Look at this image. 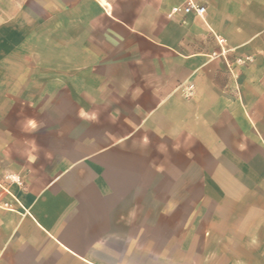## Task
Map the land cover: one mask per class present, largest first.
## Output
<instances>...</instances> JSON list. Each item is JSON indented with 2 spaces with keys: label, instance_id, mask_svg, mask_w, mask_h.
Listing matches in <instances>:
<instances>
[{
  "label": "crops",
  "instance_id": "0c3cea01",
  "mask_svg": "<svg viewBox=\"0 0 264 264\" xmlns=\"http://www.w3.org/2000/svg\"><path fill=\"white\" fill-rule=\"evenodd\" d=\"M254 1L198 0L206 7L203 18L183 12L186 0H69V47L76 51L54 44L52 54H47L44 38L33 42L29 53L15 54L14 26L0 24V264H131L127 253H159L150 239L173 237L167 226L172 217L143 211L145 204L135 192L141 184L151 190L158 169L142 164V158L152 156L119 142L143 124L182 141L188 124L200 122L201 110L237 103L239 89L228 53L264 31L233 40L244 28L238 21L244 19L250 27ZM74 31L80 39L74 40ZM222 36L230 48L220 41ZM16 63L20 71H15ZM47 66L53 69L54 92L62 88L57 79L72 72L86 78L88 94H117L109 102L110 119L79 117L81 104L76 118L15 117L21 105L40 109V101L15 102V95H45L40 84L45 83ZM15 77L22 79L19 89ZM95 78L102 83L95 85ZM123 110L139 111L133 127L117 133L110 144L97 145L102 125H123L128 116ZM63 125L71 127L64 134ZM138 140L150 141V134L139 133ZM76 141L90 149L77 148ZM146 202L151 205L150 199ZM159 218L164 229L157 227ZM262 224L264 237V219ZM256 236L260 233L254 225L246 229L247 253ZM129 239L137 243L135 249H127ZM209 251L204 246L202 253ZM226 264L251 263L231 258Z\"/></svg>",
  "mask_w": 264,
  "mask_h": 264
},
{
  "label": "rangeland",
  "instance_id": "374dc122",
  "mask_svg": "<svg viewBox=\"0 0 264 264\" xmlns=\"http://www.w3.org/2000/svg\"><path fill=\"white\" fill-rule=\"evenodd\" d=\"M68 2L0 0V24L13 25L15 29L14 53H29L30 45L43 38L48 46L47 54H52L54 44L76 51V47H69L71 15L66 10ZM254 2V12L247 20L250 27H246L244 19L238 21V25L244 28L233 36V40H242L249 32L258 33L264 27V0ZM75 32L74 40L80 39ZM221 38L225 47L230 48V42L223 36ZM230 54L234 83L239 89L237 103L213 111L201 110L200 122L188 124L187 135L182 141L175 142L158 127L150 125L146 128L143 124L138 131L119 142L127 150H142L145 153L142 155L152 156L151 160L142 158V164L148 163L158 169L151 190L141 184V188L135 191L136 197H141L145 204L143 211L151 209L159 217H172L173 220L167 223L168 229H173V237L150 239L152 245L159 248V253H127L126 260L131 264H155L156 261L199 264L201 261L213 262L216 258L219 264H226L231 258L243 262L248 259L251 264L264 263L261 226L264 219V31ZM17 70L20 71L21 66L16 63ZM52 74L53 69L47 66L45 83L40 84V88L46 91L45 95L33 92L15 95V102L31 100L41 104L40 109L21 105L15 111V117L25 120L76 118L77 107L81 104L84 109L80 110L79 117L93 115L94 118L110 119L109 102L117 94H88L90 87L86 78L72 72L67 73L62 81L55 80L62 88L54 92L50 90L54 81L50 79ZM21 81V78H14L15 89L20 88ZM93 82L100 84L102 79L95 78ZM54 102L56 108H53ZM43 104L45 108H42ZM123 111L131 118L127 116L119 127L102 125L99 132L103 136L97 145L110 144L117 133L133 127L139 111H132V114L131 111ZM144 112L140 111V114ZM176 113L169 112L170 115ZM161 121L167 125L164 118ZM30 128L35 129L33 126ZM60 128L64 134L71 127L63 125ZM80 129L84 132L87 125L83 124ZM142 132L149 133L151 140L140 142L138 135ZM76 144L79 149H90L86 142L76 141ZM147 199L151 200L150 206ZM160 219L159 230L165 228ZM252 225L260 237L250 241V253H247L245 233ZM144 240L147 242L146 239L142 242ZM128 241V250L137 247L134 239ZM204 246L210 249L206 255L202 253ZM160 247H163L161 252ZM220 249L222 255L219 254Z\"/></svg>",
  "mask_w": 264,
  "mask_h": 264
},
{
  "label": "built area",
  "instance_id": "2783aa9c",
  "mask_svg": "<svg viewBox=\"0 0 264 264\" xmlns=\"http://www.w3.org/2000/svg\"><path fill=\"white\" fill-rule=\"evenodd\" d=\"M177 10V8H174ZM183 12L189 13L191 11H194L196 15L205 18L207 15L206 13V7L203 4H200L196 0H186L185 5L182 8ZM223 39L220 38V41ZM238 61H242L241 59H238Z\"/></svg>",
  "mask_w": 264,
  "mask_h": 264
}]
</instances>
